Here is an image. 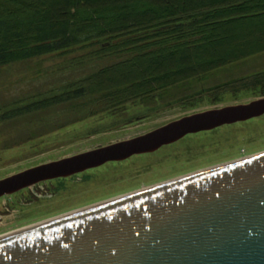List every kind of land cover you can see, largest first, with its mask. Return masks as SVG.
I'll list each match as a JSON object with an SVG mask.
<instances>
[{
	"label": "trees",
	"instance_id": "trees-1",
	"mask_svg": "<svg viewBox=\"0 0 264 264\" xmlns=\"http://www.w3.org/2000/svg\"><path fill=\"white\" fill-rule=\"evenodd\" d=\"M254 20L264 21V0H0V68L75 48L87 49L90 64L82 77L0 106V123L25 118L31 140L101 114L123 116L131 104L190 109L226 93L264 96V69L206 86L264 52L260 38L223 56L208 51L217 31Z\"/></svg>",
	"mask_w": 264,
	"mask_h": 264
},
{
	"label": "water",
	"instance_id": "water-1",
	"mask_svg": "<svg viewBox=\"0 0 264 264\" xmlns=\"http://www.w3.org/2000/svg\"><path fill=\"white\" fill-rule=\"evenodd\" d=\"M264 115V96L0 179V197ZM0 264H264V151L0 236Z\"/></svg>",
	"mask_w": 264,
	"mask_h": 264
},
{
	"label": "rangeland",
	"instance_id": "rangeland-1",
	"mask_svg": "<svg viewBox=\"0 0 264 264\" xmlns=\"http://www.w3.org/2000/svg\"><path fill=\"white\" fill-rule=\"evenodd\" d=\"M264 39V21L224 28L208 41L211 58L225 55ZM224 48V49H223ZM87 49L75 48L0 68V106L14 98L45 93L68 79L90 71L84 59ZM84 61L83 63H79ZM264 69V52L221 70L206 86ZM262 97V96H260ZM255 95L239 97L226 93L219 102L204 101L190 109L181 105L152 111L131 104L123 116L101 114L27 140L25 118L0 123V179L27 168L93 148L132 138L193 112L244 103ZM48 116V113H46ZM50 117H55L50 112ZM25 139V140H23ZM264 151V115L246 122L224 125L215 130L189 134L150 154L126 161L107 163L62 181L40 183L0 197V236L41 221L74 212L201 169ZM34 191L35 193H33ZM35 195V197L33 196Z\"/></svg>",
	"mask_w": 264,
	"mask_h": 264
},
{
	"label": "flooded vegetation",
	"instance_id": "flooded-vegetation-1",
	"mask_svg": "<svg viewBox=\"0 0 264 264\" xmlns=\"http://www.w3.org/2000/svg\"><path fill=\"white\" fill-rule=\"evenodd\" d=\"M169 145H171V144H169ZM167 146V145H166ZM161 149V148H160ZM158 151V150H157ZM156 152V151H155ZM148 154H150V153H148ZM141 155V154H140ZM124 161H126V160H124ZM117 162H122V161H115V162H109V163H117ZM101 167V166H100ZM98 168V167H97ZM95 169V168H94ZM77 175V174H76ZM73 176H75V175H73ZM73 176H70V178L71 177H73ZM65 178V177H64ZM66 178H69V177H66ZM65 178V179H66ZM61 179H63V178H56V179H52L53 181H60ZM52 180H47V181H44V182H40V183H45V182H49V181H52ZM40 183H38V184H40ZM144 187V186H143ZM146 187V186H145ZM29 188V187H28ZM28 188H25V189H28ZM24 190V189H23ZM33 193H35L34 191H32ZM17 193V192H16Z\"/></svg>",
	"mask_w": 264,
	"mask_h": 264
}]
</instances>
